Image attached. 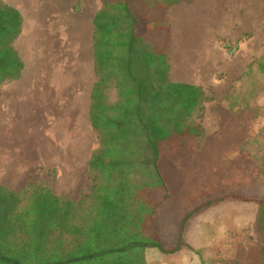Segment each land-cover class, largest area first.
Returning <instances> with one entry per match:
<instances>
[{
    "label": "rangeland",
    "instance_id": "374dc122",
    "mask_svg": "<svg viewBox=\"0 0 264 264\" xmlns=\"http://www.w3.org/2000/svg\"><path fill=\"white\" fill-rule=\"evenodd\" d=\"M1 1L17 4L24 15L22 35L27 33L28 37L18 46L24 50L21 56L26 64L36 72L35 97L42 100L43 89L51 91L50 99L55 97L53 103H48L49 110L43 112L46 116L24 119L21 133L24 157L38 152L40 158L49 162L53 159L55 163L38 166L30 173L29 183L48 184L51 189L34 197L45 202L50 193L77 201L91 186L87 163L98 147L88 112L90 89L96 81L92 18L101 0H61L62 9L54 0ZM153 2L133 0L140 18L137 33L154 45L161 30L166 29V20L165 11ZM249 3L222 0L221 16L231 20L214 29V79L210 80L211 85L200 86L213 100L204 104L196 118L203 129L205 125L208 133H214L204 132V138L174 137L160 145L158 165L165 185L147 190V195L159 202L155 227L167 247L178 239L183 216L206 200L226 193L246 197L251 194L250 189L264 194V73L257 70L264 51V0H257L256 7ZM77 23L86 28L80 42L74 32ZM228 33L238 34V40H225L222 36ZM43 39L48 47L40 55L42 48L38 43ZM231 44L235 50L230 53ZM154 47L166 65V46ZM41 56L48 69H42ZM45 72L44 81L49 86L39 88ZM115 98L112 89L109 99ZM17 136L21 139L20 134ZM255 205L253 201L226 196L200 206L184 223L182 239L187 246L177 252L175 260L166 259L169 255L164 257L155 250L147 254L148 259L152 264H249L246 249L261 245L255 228Z\"/></svg>",
    "mask_w": 264,
    "mask_h": 264
},
{
    "label": "trees",
    "instance_id": "16d2710c",
    "mask_svg": "<svg viewBox=\"0 0 264 264\" xmlns=\"http://www.w3.org/2000/svg\"><path fill=\"white\" fill-rule=\"evenodd\" d=\"M180 1L154 0L152 5L165 9ZM135 10L133 0H101L92 18L96 81L88 117L98 147L88 160L89 191L77 201L49 193L44 202L34 196L51 191L48 184L28 183L20 192L0 186V264H152L151 250L174 261L187 246L182 239L187 218L226 196L257 204L261 245L246 249L247 262L264 264V199L229 193L210 198L183 216L172 246L158 238L159 202L147 190L165 185L160 145L174 137L204 138L196 118L213 97L200 86L170 81L169 64L137 33ZM22 21L17 8L0 0V84L20 77L24 64L13 41ZM257 70L264 73V51ZM112 89L116 98L111 101Z\"/></svg>",
    "mask_w": 264,
    "mask_h": 264
},
{
    "label": "crops",
    "instance_id": "0c3cea01",
    "mask_svg": "<svg viewBox=\"0 0 264 264\" xmlns=\"http://www.w3.org/2000/svg\"><path fill=\"white\" fill-rule=\"evenodd\" d=\"M249 1L250 7L258 6L257 0ZM54 2L62 9L63 3L61 0H54ZM6 4L19 10L17 4L13 2ZM221 4L222 0H191L190 2L182 0L165 9L160 8L165 11L166 29L161 30V34L157 38L158 41L154 43V46L156 44L158 49L165 45L167 48L170 81L203 87L212 84L211 79H214L215 70L214 52L217 45L214 29L226 26V23L228 25L231 20L230 18L223 20ZM188 5L190 7H186ZM23 16L22 14V18ZM23 21V28L21 27L20 34L13 42V46L20 58L22 57L24 64L20 77L10 83L0 84V186L12 192H20L26 188L29 183V175L36 167L55 165L53 159H50L49 162V159L40 158L38 152L31 157H24V137L21 136V133H24L22 132L24 119L46 116L43 112L49 110L47 108L48 103H53L55 97L53 96L50 99L49 93L51 91L48 93L46 89H43L45 93L40 92V96H43L42 100L40 97L38 99L35 97L38 94L36 88L33 89L35 83L33 78L36 72L26 64L25 57L21 56L24 50L18 46L19 41H26L28 37L27 33L25 36L22 35L25 28V22ZM85 30L83 24L77 23L74 27L76 41L80 42L82 40ZM222 37L227 41L234 42L238 40L239 36L238 34L228 33ZM38 44L42 48L39 54H44V49L48 47L46 40L43 39ZM39 60L43 63L42 56L39 57ZM40 65H43L42 69H44L47 64ZM43 75H41L39 88L49 86L47 80L44 81L45 78L47 79L46 72ZM52 92H54L53 89ZM62 100L64 101V98ZM67 101L69 103V98ZM40 106H43V108L41 109ZM41 112L42 114H40ZM204 132L206 135L214 133V131L208 133L205 125ZM18 134H20L21 139L17 136ZM17 137L20 140L19 142ZM254 190L250 189L251 194H247V196L264 199V194H259L258 190L255 192ZM256 205L253 208L254 212L257 209Z\"/></svg>",
    "mask_w": 264,
    "mask_h": 264
},
{
    "label": "built area",
    "instance_id": "2783aa9c",
    "mask_svg": "<svg viewBox=\"0 0 264 264\" xmlns=\"http://www.w3.org/2000/svg\"><path fill=\"white\" fill-rule=\"evenodd\" d=\"M230 47H228V51L231 53L235 50V48L233 47V45H229Z\"/></svg>",
    "mask_w": 264,
    "mask_h": 264
},
{
    "label": "bare ground",
    "instance_id": "6f19581e",
    "mask_svg": "<svg viewBox=\"0 0 264 264\" xmlns=\"http://www.w3.org/2000/svg\"><path fill=\"white\" fill-rule=\"evenodd\" d=\"M80 26H81V25H80ZM81 28H82V27H81ZM81 28H80V29H81ZM80 35H82V34H80ZM80 35H79V36H80ZM81 37H82V36H81ZM79 38H80V37H79Z\"/></svg>",
    "mask_w": 264,
    "mask_h": 264
}]
</instances>
